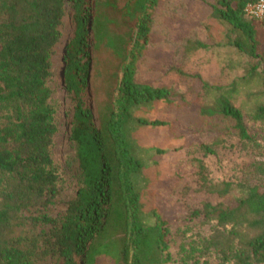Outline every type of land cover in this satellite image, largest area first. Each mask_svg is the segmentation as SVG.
Wrapping results in <instances>:
<instances>
[{"label": "trees", "instance_id": "1", "mask_svg": "<svg viewBox=\"0 0 264 264\" xmlns=\"http://www.w3.org/2000/svg\"><path fill=\"white\" fill-rule=\"evenodd\" d=\"M254 1L0 0V264H169L170 246L204 226L182 264H264V18L244 12ZM224 47L247 74L212 85L197 55ZM160 105L202 125L137 115ZM146 127L190 137L202 156L235 140L244 159L214 182L203 159L187 161L214 201L180 217L158 200L146 209L144 153L158 151L139 143Z\"/></svg>", "mask_w": 264, "mask_h": 264}, {"label": "rangeland", "instance_id": "2", "mask_svg": "<svg viewBox=\"0 0 264 264\" xmlns=\"http://www.w3.org/2000/svg\"><path fill=\"white\" fill-rule=\"evenodd\" d=\"M197 15H201V12H198ZM196 17V15L193 16L194 19H196ZM198 21L199 19L195 20V22ZM212 33L216 39L223 41L224 36L222 28L219 25L213 27ZM57 52L59 53V49ZM160 54L161 53H159V55ZM197 57H201L206 61L205 65L202 67V74L212 85L223 86L231 79L247 74L246 71H242L238 68L240 63L243 65V62L232 53L230 47L218 48L215 49L214 52L211 50L208 52L202 50L198 52ZM57 58H59V56H57ZM230 58H234V66L231 69H227L226 61ZM194 66L195 65L191 63L187 68L190 70L193 69ZM56 68L57 66H55V71ZM223 69L226 70L223 71ZM258 90L259 86L257 84L247 88V92ZM245 93L246 92L242 89L241 95ZM255 104L256 101H253L249 103V106L253 107ZM137 115L147 118L153 115L161 116L166 119L178 121L185 127L198 128L202 125V119L198 114L189 112L184 108L179 109L173 107L172 109H168L160 105L150 110L138 111ZM258 130L259 129H257V131ZM137 136L139 138V143L144 149H149V147H156L158 149V151H148L144 153V158L148 162V165L141 172L140 184L144 187L142 190V198L146 209H149L158 200L160 208H162L164 212L167 214L169 211L174 214L177 213L179 217L184 216L187 207L200 200L214 201L212 196L207 195L201 190H197L199 185L198 177L188 168H185L187 161L193 158L203 159L206 166L207 178L214 182L232 178L244 159V155L236 147L235 140H230L216 156H202L194 147H189L187 145L190 137L185 136L178 138L177 134L171 132L170 129L146 127L142 128ZM64 150H67V145L64 147ZM178 170H189V172L183 177H179L175 174ZM210 229V226L191 229L185 233L183 237L185 238L184 241L182 239H177L169 249L173 258V261L169 264H182L181 249L185 248L186 250H190V239H187L190 234L199 233L208 235ZM183 254L185 253L183 252ZM194 258L201 260L200 258H202V255L198 257V255L194 254ZM191 260L192 259H190L187 264H193ZM209 260L210 264H215L212 257H209ZM96 264H112V262L108 258H99Z\"/></svg>", "mask_w": 264, "mask_h": 264}, {"label": "built area", "instance_id": "3", "mask_svg": "<svg viewBox=\"0 0 264 264\" xmlns=\"http://www.w3.org/2000/svg\"><path fill=\"white\" fill-rule=\"evenodd\" d=\"M244 12L247 16L261 19L264 18V0H256L245 6Z\"/></svg>", "mask_w": 264, "mask_h": 264}]
</instances>
